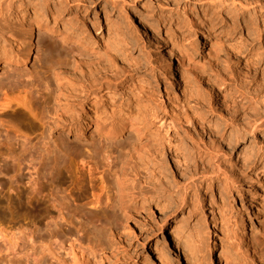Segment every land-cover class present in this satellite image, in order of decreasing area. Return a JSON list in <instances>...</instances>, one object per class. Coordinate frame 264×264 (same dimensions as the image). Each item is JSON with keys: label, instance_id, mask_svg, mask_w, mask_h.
Wrapping results in <instances>:
<instances>
[{"label": "rangeland", "instance_id": "1", "mask_svg": "<svg viewBox=\"0 0 264 264\" xmlns=\"http://www.w3.org/2000/svg\"><path fill=\"white\" fill-rule=\"evenodd\" d=\"M26 1L37 5L38 12L29 17L34 25L37 21L43 26L40 33L44 34L32 37L31 59L21 68L31 82L46 72L55 95L52 105H41L36 118L13 108L0 123V149H11L15 156H0V216H4L0 218H5L0 227L16 235L21 247L19 256H3L12 264H72L70 240L62 238V250L52 247L54 252L41 241L57 227L63 234L82 228V248L89 244L88 237H100L105 247L96 254L95 264H264V124H257L256 133H251V123L245 124L254 120V111L264 114L258 107L264 101V64L259 65L262 78L255 79L245 60L231 55L239 43L224 42L219 34L233 32L236 25L210 16L221 11L229 18L237 14L230 7L217 10L190 0H177L172 7L167 0ZM48 5L61 12L55 23L46 13ZM5 21L18 30L12 16ZM207 31L211 36L204 45L201 39ZM249 32L261 35L256 47L258 53H264V23L242 31ZM7 42L9 49L17 50L21 44L18 34ZM219 47L223 57L214 58ZM2 49L0 44V64L6 57ZM168 57L174 70L167 69ZM102 76L118 81L108 86L99 82ZM4 80L0 79V95L9 88ZM100 85V90L90 87ZM184 95H196L201 104L190 101L187 109L182 107ZM9 96L14 98L16 93L9 92ZM111 112L144 119V143L149 146L162 140L171 150L176 149L165 153L154 168L162 184L166 183L167 193L150 192L147 201H134L128 219L117 213L113 234L99 223L87 225L84 219L73 225L56 220L50 204L39 196V187L46 181L57 183L58 171L59 176L71 179L65 166L81 157L91 158L100 167L110 163L122 171H137L142 160L136 153L125 152L122 158L115 153L110 161L104 154L119 144L130 148L133 135L110 142L93 133L96 123L104 122ZM194 118H205L214 128L208 131ZM228 118L235 121L234 126H228ZM80 124L90 126L76 138L74 130ZM69 128L73 129L70 134ZM20 135L29 136L27 145H21ZM139 171L148 178L143 168ZM239 184L241 190H234ZM112 185L110 182L109 205L115 193ZM156 188L162 191L160 186ZM103 210L84 208L96 217L103 216ZM47 215L56 222L54 218L49 222ZM47 222L49 228L44 227ZM242 222L250 245L240 235ZM177 225L181 226L179 232L172 233ZM28 232L33 235V250L26 239ZM25 253L34 254L38 262L26 259Z\"/></svg>", "mask_w": 264, "mask_h": 264}, {"label": "bare ground", "instance_id": "2", "mask_svg": "<svg viewBox=\"0 0 264 264\" xmlns=\"http://www.w3.org/2000/svg\"><path fill=\"white\" fill-rule=\"evenodd\" d=\"M76 1H78L79 3V2H82L83 0H64L66 4L70 2H76ZM190 1L202 3L203 5L208 4L212 8L217 9V10L218 8L219 9L221 8L222 10H224V8L230 7V9L234 12V14H237L235 18H232V17L229 18L221 11L218 13H211L210 16L216 17V19H223L224 22L226 23L232 21L236 25L237 29L233 30V32L232 31L231 32L221 31L219 32V34H222L224 36V42H227L232 39V40H235L236 43H239L235 45V47H233L234 49H232V52L230 51L231 55L234 57L236 56L237 59L245 60L244 61L246 64L245 66L249 67L250 71L254 73L253 77L255 79L259 78L260 76H263V72L259 70V65L264 64V53L262 54L258 53L257 47H256V45L261 42V37H260L261 35L255 32L253 33L249 32V33L243 34L242 31L243 29H246L248 31L255 30V28L258 25H260V23H264V0H190ZM167 3L169 6L171 5L172 7V4H177L178 2L177 0H167ZM225 4L227 5L226 7L224 6ZM37 12H38L37 5L32 3V1L0 0V44H2L3 46V49H2L3 55L6 56V57L4 56L5 58H4L3 63L0 64V69L2 70V73H0V79L1 80L5 79L6 81L8 80L7 85L9 87L6 92L0 95V123L4 122V120L2 119L6 116V112L9 110H12L13 108L23 109L26 113H28V115L36 118L37 117L36 113L41 109V105H45V106L52 105V98H53V95H55L54 94L55 92L53 91V89L49 87L50 85L48 84V82H50V80L47 78L48 76L45 74L46 72L42 74L40 79H35V80L33 79L34 81L31 82V81H27L29 75L23 74L24 69L21 68V67L26 66L27 63L31 59L30 54L33 48V44L31 43L32 37L34 36L38 37L39 35L44 34V33H40L41 31H43V26L39 24L37 21L35 22L36 24L34 25L31 22V17H29L30 16L29 14L35 15ZM249 12H252V13H249ZM46 13L50 17L53 18L54 23L56 20L61 19V12L54 9L52 6H49L47 8ZM248 13L251 14V16L247 15ZM201 15L203 16L205 15V13L204 14L202 13ZM206 15L209 16V12H207ZM10 16H12L13 20H15V22H17L19 25V28L17 31H14L12 27L7 25L6 23L7 21H5ZM202 33H204V31H202ZM206 33L208 34L205 35ZM206 33L203 34V37L201 39L204 45L207 42H209L208 39L211 36V32L209 33V31H207ZM16 34H18V38L20 39L21 44L20 45L17 44L18 45L16 46V48H18L17 50L15 48L9 49L7 46L10 45V43L8 44L7 40L10 39V36L11 38H13V36H15ZM237 34H240V36H237ZM241 36H243L242 41H241ZM243 40L244 41L246 40L245 41L246 43H244V45H243V42H244ZM221 57H223V49L219 47L214 51V58L219 59ZM167 69L174 70L171 57H168ZM117 81L118 79H114V78L112 79V77L110 76H102V78L99 80V82H102V83L104 82L108 86L112 85V83H115L116 85ZM230 82H233V81L230 80ZM229 86H230V83L227 84V88ZM90 87L93 88L94 90L101 89V85L99 87H94V86H90ZM9 92L16 93V97L14 98L10 97ZM89 92L90 91L88 89L87 93ZM45 93L47 94V96H44ZM149 94L150 92L147 91L146 95H149ZM184 97H183L184 100L181 101L182 107L186 108V104L188 105L190 101L193 102L195 105L200 103L196 95L189 96V97H186L184 95ZM216 97L219 99L220 94L216 95ZM226 98L227 97H225V99ZM219 102L222 106L224 105V101H219ZM256 103L257 102H255V104ZM236 107H239V105ZM258 107L263 109L262 112H264V101L261 102V104L259 103ZM116 116H118V114ZM116 116L115 114H112L110 117L105 118L104 122L102 121V123L95 122L96 126L94 127L93 133H99L102 137L105 138L104 140H108L110 142H114L122 138L123 136H126V134H128V136L133 135V138L135 139V141L134 143L131 141L133 145L130 148L127 149V147H124L122 144H119L112 150L109 149L108 151L107 150L104 151V154L107 155L106 160L110 161L112 158H115V153L117 155H121V158H122V155L125 152H128V153L133 152V153H136L137 159L142 160L141 164L137 163V165H140V166H137V171L135 170L132 171L130 169H125L124 171H122V170L117 169L115 166L114 167L110 166V163H107L106 167H100L97 165V163L91 160V158H86V157H81L76 162H72L73 164L66 165L65 168L69 170V174H71L70 176L71 179L67 178L66 176H62L61 174L60 175L62 177L59 176L58 174L59 171H58L56 175L57 183H54V181H52L53 183L52 182L50 183V181L48 182L46 181L45 183L47 185L44 184L45 186L44 185L42 187L40 186L39 187L40 191L38 190L40 193L39 196L43 198L44 202L46 201L47 203H49L52 210H54L53 212L57 214L56 215L54 213L56 215L55 217H57L56 220H60V221L63 220L64 223L68 225H73L74 222H77V221H78L77 222L78 224H81L80 220L84 219L88 223L87 225L99 223L102 228H107V230L109 232H112L113 234V231H114L113 228L115 227L117 223V219H116L117 213H120L122 215L121 217L128 219L130 210L133 207H135L134 205H132L134 201L138 199L147 201L149 199L148 195L150 194V192H153V193L156 192L161 195L162 194L165 195L167 193L168 189L165 186L166 183L162 184L161 180H159L161 178V175L155 174L156 171L154 168L155 166L159 164L158 162L161 161L165 153H168L170 151L175 152L176 149L171 150L170 146L165 144L164 141L162 140L154 141V142L149 141L150 143H153V145L150 144L151 146H149L148 143H144L145 136L143 135L144 134L143 130L144 128H146L144 119H138V120L133 119L132 120L131 117L129 116L128 117L120 116V115L118 117ZM257 116H258V119L256 118ZM251 117L254 118L252 122L248 120L249 122L247 123L244 122V123L247 124L248 126L251 125V128H252L251 133H256V130L258 129L257 124L258 125L264 124V121H261L264 118V114L260 116V113L254 111V114H251ZM226 120L228 121L229 127H231L232 125L234 126L235 121L229 120V118ZM86 121L87 120H85L84 122ZM193 121H196V123L199 122V124L201 126H204V129L208 131L211 130L213 127L212 126L213 123L211 121L206 120L205 118H199V119L194 118ZM89 126L90 125H87L86 127L81 124L77 125L76 129L74 130V133L76 134V138H79ZM66 130L68 134H70L73 129L69 128ZM1 137L2 135L0 134V138ZM18 137L22 141L21 145L22 144L27 145L28 140H29L28 135H20ZM7 149H4L6 150L4 152L3 150L0 149V156L4 157L5 159L9 157L14 158L15 156L12 150L11 149L7 150ZM176 154L174 155V158L178 157ZM184 162H186L185 159H184ZM56 168H58V166ZM140 168H143V170L146 173H148V178H143L140 175L141 174L139 171ZM12 170L14 171L15 169H12ZM55 179L56 178H54L53 180ZM110 182H112L113 184L112 186L114 187V190H115V193L112 198L113 203L111 205H109V203L111 202V195L109 193L110 192L109 191ZM157 185L160 186L162 191L157 190L156 188ZM237 186H238L237 189H234V190L240 191L242 188L241 184ZM15 191H16V188H15ZM85 207H93V208L102 207L104 208V210L102 211L104 215L101 217H96V215L94 216L93 214H90V213L87 214L84 212ZM70 212L72 216L71 217L69 216L67 218V215H70ZM107 212H109L110 215L106 216L105 213ZM47 216H49V222L51 221L53 222V220L55 221L54 217L50 215H47ZM0 217H4V216H0ZM50 217H52L51 220H50ZM3 221H2V218H0V222H3ZM126 221H125V224H126ZM6 222H10V221H6ZM32 223H33V220H32ZM48 225L50 224H48L47 222V224L44 227L49 228ZM123 227L126 228V226L124 225ZM180 227H181L180 225H177L176 227L177 229H174L172 233L179 232ZM6 228L0 227V264L1 262L6 261V260L9 264H12V260L8 259L7 258L8 256L4 257L3 254H8L10 256L11 255L19 256V254L21 253L19 251L21 249L19 245V238H17L16 235L8 231ZM81 230L79 228L77 231H75L76 233L68 232L66 234H63V233H60L59 229L56 227L53 233H49L46 236L41 237L42 239L41 241L45 245V248L47 247L49 251L54 252V248L55 250L56 249L62 250L63 248V245L61 243L62 238L68 239L70 240L68 255L71 257L70 261L72 264H90V263L95 264L97 262L96 254L98 252L101 253L103 251L105 244H103V242L101 243L102 239L100 237H96V236L88 237V241H89L88 243L89 244L92 243L93 246H90L88 244L87 247L82 248L79 242L80 234H81L80 232H82ZM240 235L244 238V244L250 245L251 239L246 233L243 222L240 223ZM26 239L29 243L30 250H33L34 242L32 240L33 239L32 232H28ZM146 250L148 251L149 249L146 247ZM154 250L161 253L162 249L160 247H155ZM29 257H32L35 263L38 262L34 254L25 253V258L27 259Z\"/></svg>", "mask_w": 264, "mask_h": 264}]
</instances>
